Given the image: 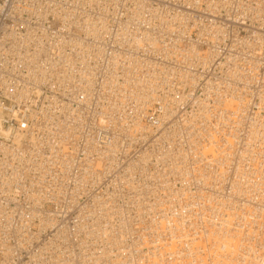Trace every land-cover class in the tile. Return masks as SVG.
<instances>
[{
	"label": "built area",
	"instance_id": "2783aa9c",
	"mask_svg": "<svg viewBox=\"0 0 264 264\" xmlns=\"http://www.w3.org/2000/svg\"><path fill=\"white\" fill-rule=\"evenodd\" d=\"M137 1L0 0V209L12 224L22 219L27 225L29 242L20 259L28 264H39L34 258L39 250L50 251L44 245L58 228H92L94 213L89 211L98 202L106 208L120 206L123 213L110 210L101 220V238L81 233L63 243L57 237L68 264L82 257V239L88 240L85 253H98L105 237L110 243L117 240L109 246V255L122 264H152L154 246L162 254L160 264H189L192 260L183 252H171L174 242L191 244L197 252L198 259L190 264H218L216 246L202 241L207 236L203 220L212 215L205 209L209 200L232 201L236 182L245 191L234 199L236 209L243 212L248 205L245 208L264 211L263 144L253 142L254 135L264 132V0H148L143 6ZM149 5L167 10L175 28L159 29L135 51V28L151 33L158 29V21L147 12ZM90 24H95V32L86 28ZM151 37L157 38L156 44ZM124 52L140 59L141 66L148 63L138 67L137 76L135 65H100L92 100L70 82L61 86L49 79L52 64L54 72L88 70L114 53L125 60ZM148 68L157 76L147 75ZM171 71H180L184 80L168 76ZM106 76L127 87L120 88L110 119L104 114L106 100L95 102L104 96ZM152 85L148 99L130 94ZM79 107L83 112L77 120L73 115ZM110 141H115L114 148L106 144ZM169 142L192 154L189 162L177 161L181 168L175 175L167 174L168 166L152 154L143 170L133 172L131 183L124 180L127 166L143 152L160 143L167 150ZM91 143L96 151H90ZM255 158L262 164L252 168ZM55 159L58 164H51ZM146 174L156 177L146 184ZM161 216L172 221L171 235L163 230ZM46 218L53 221L39 228ZM125 219L129 229L119 228ZM150 220L154 228L148 227ZM250 220L254 230L264 232L262 216ZM1 222L6 223L2 216ZM160 234L168 246L157 243ZM252 241L256 255L263 257ZM3 251L0 247V259ZM16 253L6 261L14 260ZM230 264L245 263L236 259Z\"/></svg>",
	"mask_w": 264,
	"mask_h": 264
},
{
	"label": "bare ground",
	"instance_id": "6f19581e",
	"mask_svg": "<svg viewBox=\"0 0 264 264\" xmlns=\"http://www.w3.org/2000/svg\"><path fill=\"white\" fill-rule=\"evenodd\" d=\"M136 3H140V6H143V3H148V0H138ZM147 12L149 13V15H151V17L154 20L158 21V24H157L158 29H156L153 33H151L150 30H146L145 28H141L140 26L135 28V51L140 47L139 43L141 40L157 33L159 29L171 31L173 28H175V24L173 23L171 16L166 14L167 10L163 11L162 6L160 8L158 6H156L155 8H152L151 5H149ZM86 28L92 32H95V29H96L95 24L87 25ZM123 31L128 33L126 29H124ZM156 42H157V38L151 37V43L156 44ZM192 47L190 49V56L192 54ZM123 56H125V60H121L119 58L121 56L117 53H114L108 57V60L105 61L101 59L100 61L95 63L92 68H89L88 70H84L83 68H79V69L70 68L71 71L64 72V73H61V71L54 72L53 71L54 64H52L50 65L48 69L49 73H51L50 74L51 78L49 79L55 78V80H57V82L60 83L61 86L62 85L66 86L70 82L74 85L76 90H79V92H83L87 95L86 99L92 100V96H91L92 88L95 84L96 76L99 74L98 67L100 65H104L107 67H110L117 63H127L131 65H135V68L137 69L133 71V76H137V70L140 68L139 66H141V64L138 63L140 59H137L135 58L134 55L126 53V52L123 53ZM192 57L193 59H197L196 54H193ZM147 63L148 62L144 63L143 65ZM146 74L155 76V77L157 76V73L155 69L153 68H148ZM168 76L180 77L181 79H183L180 76V71H171L168 73ZM101 86H103L102 94L104 96H100L98 94L100 97H97L95 102H98L99 100H101V98L106 100V102L109 104V107L107 108L104 114L106 118L108 117L110 119L112 117L111 111H114L115 109H117V105L113 103L121 95L119 93V91L121 90L120 88L122 87L126 89L127 87L123 85L119 86L115 77L108 78L107 76L105 77V80L102 82ZM155 86L156 85H152L146 89H136L135 88V90H133L130 94L136 100H141V99L145 100L149 98V95L151 94V91H153ZM262 109H264V107ZM64 110L66 112L67 111L70 112L71 109L69 107H65ZM238 111H240V107ZM82 112H83V107H79L76 114H74L73 116L77 120H80L81 119L80 115L82 114ZM66 114L65 116H67ZM111 125L115 129L118 130V126L116 124L111 123ZM62 127L63 129H65L63 130V132L68 131V129H66L65 121H63L62 123ZM259 134L260 133H257L256 135H254L253 142H256L259 140V142L257 143L258 147L260 144H263V147H261V150H259V152L262 154L264 153V132L261 131L262 135H259ZM62 136H63V133L61 132L59 137H62ZM91 141L93 140L91 139ZM106 144L110 148L115 147V141L113 142L110 141ZM39 145H43V143H38L37 146ZM163 145L164 144L160 143L159 147L155 148L158 150H155V149H152V151L146 150L135 161L129 164L126 168L129 174L128 176L124 178V180L128 183H131L132 182L131 177H132L133 172H135L137 169L143 170L144 164L147 163V160L151 157L152 154H155L158 157V159L163 162V165L168 166L167 174H171V175H175L177 170L181 168L178 165L180 163V162H177L178 160H186L187 162H189L192 158V154L189 151L188 153L187 152L185 153L182 149H180V146L176 143H170L169 148H167V150H163L164 149ZM50 149L54 150L55 153L59 155L60 150L54 149L52 145H50ZM92 150L96 151V148L91 143L90 151L92 152ZM259 152H257L256 154H259ZM252 153H250V155ZM237 155L238 154H236L235 156ZM256 159H260V158L252 159V162H251L252 168L256 165H257L256 167H258L262 164L261 162H258V160ZM226 161L228 160L225 159L221 163V165L224 164ZM19 162H22L23 165L25 163L23 160H19ZM51 164L57 165L58 160L55 159L54 161H52ZM36 167L37 165H34V167H31V168H36ZM110 168L111 167H108V169ZM237 170H239V167L237 168ZM141 175L144 176V174H141ZM155 177L156 176L154 174L152 175L146 174L145 176L146 184L147 182L152 181V179ZM241 185H242L241 183H236V182L234 183V187L232 188L234 189L233 194H235L233 197L234 199L236 197H239L237 194H243L245 192L242 189ZM234 199L232 201L230 198H223V200L220 198H213L209 200L208 202L209 205H206L205 209H210L212 211V215L210 216V218L203 220V222L205 223V230L207 232V236L204 239H202V241L203 243L210 242L212 243V245L216 246V251H214L213 256H214V259L216 257L220 258V260H217L218 264H230L231 261H234L236 259L242 260L245 264H264V232H259L258 230H254L253 226L251 225V220H250V218L253 215L256 218H260L262 216V218L264 219V211L260 209L261 207H256V206H254V208L252 209L250 207H248L247 209L245 207H247L248 205H246L244 207V211L240 212L236 209V206L234 204V201H235ZM260 203H264V197H262V199L260 200ZM243 206L244 204L242 203V204H239L238 207L240 208ZM110 210H116L115 212L116 214L123 213L120 206H117V207L112 206L111 208H106L105 206H103L102 202H98L96 207L89 211V212L94 213V214H91V224L90 225H92V228L88 227L87 229H85L82 226L79 228L74 227V229L72 230L69 227L66 228L64 226H62L61 228H58L56 231V237H54L53 239H51L48 243L44 245L46 246L45 248L50 251L43 253L41 252L42 250H39L37 253L34 254V258L37 261H39V264H68L69 259L66 257L68 256V254H66V252L59 249V246L57 245V241L60 240L63 243H67L66 241L72 242V237H74V235H79L81 233H84L89 236H94L96 238H101V236L103 235V231L101 230L100 232L99 226L101 225V220L105 219L107 216L110 215L111 213ZM244 212L246 214L245 216H239V215H242ZM30 214H35V212L31 211ZM30 214L26 213V215H30ZM6 215L7 214H5L0 209V216H2V218L6 220L5 224H2L1 222V224L3 225V228H2V232H0V247L4 250L3 251L4 254L2 255V258L0 259V264H28L26 261L20 259L21 250L29 242V237H27L28 235L27 229H25V226L27 225L24 223L22 219L19 220L20 224L19 223L12 224L5 217ZM177 216H182V215H177ZM182 219L183 217L178 218L179 221H181ZM161 220H162L163 230L166 229V232L169 235H171L174 230V225L172 221L168 220L167 216H161ZM52 221H53L52 218H46L45 220H41L42 226L40 225L39 228H45L48 222H52ZM183 222H184V219H183ZM253 223L255 225H258L257 220H254ZM129 224H130L129 219H125L123 220L119 228L129 229L128 227ZM260 224L262 227H264V222H261ZM154 225H155V222L153 223V221L150 220L148 223V227L154 228ZM245 226H248V228H246ZM158 236L159 238L157 239V243L161 247H166L169 245V244L166 245V243H162L163 239L161 237L163 236V234H160ZM57 237H60V238H58V240L55 241ZM116 241L117 240L113 238L112 243H110L109 239L105 237V246L103 245V247L100 249L101 251H99L98 253H94V252L85 253L84 250H85L86 244L88 243V240L87 238L82 239L78 243V245H80L78 246L79 247L78 250H79V253L82 255V257H80L76 261V263L77 264H122V262H119L118 260L113 259V257L109 255L110 253L109 246H113L114 244L117 245ZM245 241H248V242H245ZM251 241L256 246L257 244L260 246L259 248L263 250V257L256 255L255 249H253L251 247V244L249 243ZM11 242H15V243H11ZM15 244L17 245L14 247ZM64 246H67V245L64 244ZM172 246L175 247V249L171 251L172 253L180 254L183 252V257H188L192 261L193 260L195 261L198 259L197 252H195L191 248V244H187L186 246L185 245L181 246L174 242L172 243ZM154 247H155V250H154V253H152L153 259L151 260V262L152 264H160V262L163 261V258L161 257L162 254L159 251L160 250L159 246H154ZM202 247H205V244H202ZM15 252H17L15 255V259L6 261L8 258H11V256L14 255ZM238 252L244 253L245 255L248 256V258L247 259L243 258L240 254H238ZM46 256H49V259L45 260ZM148 259L150 260V257Z\"/></svg>",
	"mask_w": 264,
	"mask_h": 264
},
{
	"label": "rangeland",
	"instance_id": "374dc122",
	"mask_svg": "<svg viewBox=\"0 0 264 264\" xmlns=\"http://www.w3.org/2000/svg\"><path fill=\"white\" fill-rule=\"evenodd\" d=\"M75 264H77V263H75Z\"/></svg>",
	"mask_w": 264,
	"mask_h": 264
}]
</instances>
